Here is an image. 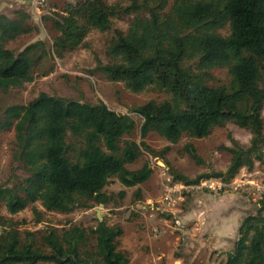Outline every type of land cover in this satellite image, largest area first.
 I'll use <instances>...</instances> for the list:
<instances>
[{
  "label": "trees",
  "instance_id": "16d2710c",
  "mask_svg": "<svg viewBox=\"0 0 264 264\" xmlns=\"http://www.w3.org/2000/svg\"><path fill=\"white\" fill-rule=\"evenodd\" d=\"M168 5L169 0H129L126 6L81 0L51 21L57 33L51 44L37 40L21 49L9 45L36 28L23 11H16L13 18L0 13V90L21 88L32 81L34 69L45 59L61 58L79 47L90 31L111 30L114 20L131 16L126 32L113 31L106 50L112 62H98L95 70L130 92L156 87L171 96L132 109L143 119L142 138L154 131L176 144L183 135L205 138L227 122L251 135L247 146L232 141L226 148L231 161L225 172L191 180L170 170L173 178L194 186L201 179L227 181L243 167L251 170L264 159V0H174L166 11ZM224 26L227 36L216 32ZM223 69L225 82L217 76ZM134 127L131 117L100 100L81 102L41 92L26 105L6 107L0 133H13V159L22 164L26 176L0 185V204L10 215L29 207L38 215L37 203L57 213L91 208L90 203L107 205L103 189L112 178L134 187L151 176L147 164L135 171L126 167L136 161L142 147L148 149L133 141L120 146ZM169 150L166 146L153 154L164 160ZM184 150L202 162L194 145L187 143ZM0 225V264H129L128 255L116 245L122 229L104 221L88 230L50 228L39 238L27 231L25 239L14 220L0 215ZM91 238L94 251L88 248ZM225 264H264V194L256 211L239 225Z\"/></svg>",
  "mask_w": 264,
  "mask_h": 264
},
{
  "label": "rangeland",
  "instance_id": "374dc122",
  "mask_svg": "<svg viewBox=\"0 0 264 264\" xmlns=\"http://www.w3.org/2000/svg\"><path fill=\"white\" fill-rule=\"evenodd\" d=\"M81 0H0V13L9 18L16 11H23L30 19L36 31L24 35L9 45L12 49H21L29 43L43 40L51 44L57 33L52 30V20L62 15L69 4ZM107 4H129V0H104ZM174 0H169V11ZM132 20L124 16L113 21L111 30L90 31L82 44L75 50L66 52L61 58H47L33 73L31 82L21 88L0 90V117L2 111L11 105H26L39 93L70 98L83 102L103 101L111 110L127 114L135 123L133 131L124 135V142L144 143L142 152L136 161L126 167L135 171L145 164L152 173L150 178L134 187H124L115 177L103 191L109 197L107 205L90 203L91 208L75 209L70 213L46 211L39 203L35 204L38 215L27 208L10 215L0 204V215L15 221L22 239L27 231L40 233L50 228L58 230L77 226L88 230L98 222L108 226L120 227L122 235L117 239V249L129 257V264H225L226 255L232 251L238 236V227L242 220L257 209V200L264 194V159L255 162L251 170L240 168L236 175L227 181L220 179H201L197 185L187 188L172 178L170 170L188 179L212 172H225L231 161L226 150L232 147V141L245 147L251 135L248 130L231 122L214 127L210 134L202 139L183 135L176 144L169 143L164 137L150 131L141 136L143 119L132 109L148 101L156 103L171 99V96L156 87H148L141 92L128 91L123 83L111 82L95 70L97 63L106 65L112 62L106 50L113 37V31L126 32ZM227 36L228 26L216 30ZM221 81L227 80L226 71H217ZM264 119V106L262 111ZM13 133H0V185H11L17 178L26 176L22 164L14 161ZM80 145L78 139H70ZM194 145L201 159L198 164L184 150V145ZM166 146L170 150L164 160L154 155ZM264 155V149H263ZM165 175V176H164ZM169 175L172 178L173 206L163 207V189L167 187ZM174 179V180H173ZM178 183V184H177ZM206 183V184H204ZM185 188V189H184ZM124 195L119 197V193ZM3 227L0 225V233ZM39 247L44 250L40 244ZM89 250L94 251L91 238ZM38 264H52L39 262Z\"/></svg>",
  "mask_w": 264,
  "mask_h": 264
},
{
  "label": "built area",
  "instance_id": "2783aa9c",
  "mask_svg": "<svg viewBox=\"0 0 264 264\" xmlns=\"http://www.w3.org/2000/svg\"><path fill=\"white\" fill-rule=\"evenodd\" d=\"M167 177H168V179H167V182L165 183L167 185V187H165V189H163V193L164 194H163V200L161 201V203L163 204L162 205L163 207H170V206L174 205L173 203H171V200H173V196L175 195V190H172V188H170L173 185L172 182H171L173 176H172V178L169 175ZM179 183L182 184L181 182H179ZM204 184H206V183H204ZM191 186L192 185H187V188L191 187Z\"/></svg>",
  "mask_w": 264,
  "mask_h": 264
},
{
  "label": "water",
  "instance_id": "95a60500",
  "mask_svg": "<svg viewBox=\"0 0 264 264\" xmlns=\"http://www.w3.org/2000/svg\"><path fill=\"white\" fill-rule=\"evenodd\" d=\"M121 115H122V113H121Z\"/></svg>",
  "mask_w": 264,
  "mask_h": 264
}]
</instances>
